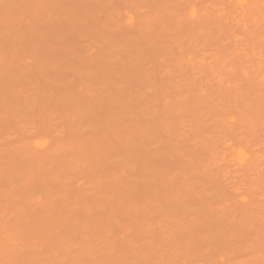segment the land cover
<instances>
[{
  "label": "rangeland",
  "instance_id": "374dc122",
  "mask_svg": "<svg viewBox=\"0 0 264 264\" xmlns=\"http://www.w3.org/2000/svg\"><path fill=\"white\" fill-rule=\"evenodd\" d=\"M0 154V264H264V0H0Z\"/></svg>",
  "mask_w": 264,
  "mask_h": 264
},
{
  "label": "bare ground",
  "instance_id": "6f19581e",
  "mask_svg": "<svg viewBox=\"0 0 264 264\" xmlns=\"http://www.w3.org/2000/svg\"><path fill=\"white\" fill-rule=\"evenodd\" d=\"M64 3H65V2H64ZM88 12H89V11H88ZM78 13H79V12H78ZM83 13H84V12H83ZM94 14H95V13H94ZM73 16H74V15H73ZM76 16H77V15H76ZM89 16H90V15H89ZM41 17H42V16H41ZM90 17H91V16H90ZM75 18H76V17H75ZM42 19H43V18H42ZM55 19H56V18H55ZM50 20H52V19H50ZM64 20H65V18H64ZM87 20H88V19H87ZM77 21H78V20H77ZM42 22H43V21H42ZM79 22H80V21H79ZM82 22H83V21H82ZM87 23H88V22H87ZM94 23H95V22H94ZM97 23H98V21H97ZM54 24H55V23H54ZM56 24H57V23H56ZM89 24H90V23H89ZM88 26H89V25H88ZM93 26H94V25H93ZM118 27H119V26H118ZM67 28H68V26H67ZM79 29H80V28H79ZM127 29H128V28H127ZM68 30H69V29H68ZM124 30H126V28H125ZM107 31H108V30H107ZM111 31H112V30H111ZM117 31H118V30H117ZM130 31H131V30H130ZM108 32H109V31H108ZM120 32H121V31H120ZM26 33H27V32H26ZM110 34H111V33H110ZM113 34H114V33H113ZM119 35H120V34H119ZM107 36H108V35H107ZM26 37H27V36H26ZM78 37H79V36H78ZM113 37H114V36H113ZM74 39H75V38H74ZM67 41H68V40H67ZM61 42H62V41H61ZM57 44H58V43H57ZM62 44H63V43H62ZM146 44H147V43H146ZM45 45H46V44H45ZM151 45H152V44H151ZM142 46H143V44H142ZM46 47H47V46H46ZM152 47H153V46H152ZM155 47H156V45H155ZM62 48H63V47H62ZM143 48H144V47H143ZM26 49H27V48H26ZM43 49H44V48H43ZM161 49H162V48H161ZM14 50H15V49H14ZM23 50H24V49H22V51H23ZM56 50H57V49H56ZM157 50H158V49H157ZM164 50H165V49H164ZM27 51L29 52L30 50H26V52H27ZM47 51H48V49H47ZM58 51H59V50H58ZM146 51H147V50H146ZM148 52H149V51H148ZM154 52H155V51H154ZM8 53H9V52H8ZM152 53H153V51H152ZM56 56H57V55H56ZM31 57H32V56H31ZM26 58H27V57H26ZM10 59H11V58H10ZM29 59H30V57H29ZM12 60H13V59H12ZM25 60H26V59H25ZM10 61H11V60H10ZM57 61H58V60H57ZM59 61H60V60H59ZM14 62H15V61H14ZM61 62H62V61H61ZM65 62H66V60H65ZM69 62H70V61H69ZM8 63H9V62H8ZM10 63H11V62H10ZM66 64H67V63H66ZM167 64H168V63H167ZM170 64H171V63H170ZM14 65H15V64H14ZM52 65H54V64H52ZM68 65H69V64H68ZM168 65H169V64H168ZM24 66H25V65H24ZM26 66H27V65H26ZM169 66H170V65H169ZM169 66H168V67H169ZM173 66H174V65H173ZM186 66H187V65H186ZM31 67H32V65H31ZM187 67H188V66H187ZM14 68H15V67H14ZM26 68H27V67H26ZM32 68H33V67H32ZM58 68H59V67H58ZM69 68H70V67H69ZM174 68H175V67H174ZM191 68H192V67H191ZM29 69H30V68H29ZM34 69H35V66H34ZM36 69H37V68H36ZM48 69H49V68H48ZM166 69H168V68H166ZM170 69H171V68H170ZM176 69H177V68H176ZM193 69H194V68H193ZM20 70H21V69H20ZM22 70H23V69H22ZM51 70H52V69H51ZM55 70H56V69H55ZM163 70H164V69H163ZM6 71H7V70H6ZM6 71H5V72H6ZM23 71H25V70H23ZM23 71H22V72H23ZM52 71H54V70H52ZM63 71H64V70H63ZM111 71H112V70H111ZM169 71H170V70H169ZM8 72H9V71H8ZM37 72H38V71H37ZM57 72H59V71L57 70ZM61 72H62V71H61ZM160 72H161V71H160ZM164 72H165V70L163 71V73H164ZM173 72H174V70H173ZM177 72H178V71H177ZM180 72H181V71H180ZM23 73H25V72H23ZM46 73H47V72H46ZM50 73H51V71H50ZM169 73H170V72H169ZM19 74H20V73H19ZM33 74H34V73H33ZM37 74H38V73H37ZM170 74H171V73H170ZM189 74L191 75L192 73L190 72ZM7 75H8V74H7ZM11 75H12V74H11ZM11 75H10V76H11ZM28 75H29V74H28ZM58 75H60V73H59ZM62 75H64V74H62ZM108 75H109V74H108ZM120 75H121V74H120ZM179 75H181V74H179ZM29 76H31V75H29ZM117 76H118V75H117ZM167 76H169V75H167ZM176 76H177V75H176ZM176 76H175V78L178 77V76H177V77H176ZM34 77H35V76H34ZM41 77H42V76H41ZM165 77H166V75H165ZM183 77H185V76H183ZM11 78H12V77H11ZM20 78H21V77H20ZM166 78H167V77H166ZM172 78H173V76H172ZM172 78H171V79H172ZM179 78H180V77H179ZM181 78H182V77H181ZM185 78H186V77H185ZM18 79H19V78H18ZM40 79H41V78H40ZM44 79H45V78H44ZM19 80H20V79H19ZM42 80H43V79H42ZM103 80H104V79H103ZM106 80H107V79H106ZM179 80H180V79H178V81H179ZM32 81H34V80H32ZM37 81H38V80H37ZM44 81H45V80H44ZM55 81H56V80H55ZM178 81L176 80V84L178 83ZM15 82H17V81L15 80ZM42 82H43V81H42ZM56 82H57V81H56ZM112 82H113V81H112ZM112 82H111V85H112ZM165 82H166V80H165ZM170 82H171V81H170ZM170 82H169V83H170ZM38 83H39V82H38ZM104 83H105V82H104ZM109 83H110V82H109ZM109 83H108V84H109ZM113 83H114V82H113ZM169 83H167V84H169ZM23 84H24V82H23ZM45 84H46V82H45ZM49 84H50V83H49ZM105 84H106V83H105ZM116 84H117V83H116ZM120 84H121V83H120ZM172 84H173V83H172ZM176 84L174 83L173 85H175V87H176ZM178 84H179V83H178ZM178 84H177V85H178ZM17 85H18V84H17ZM24 85H25V84H24ZM56 85H57V84H56ZM103 85H104V84H103ZM164 85H166V83H164ZM39 86H41V85H39ZM168 86H169V85H168ZM19 87H20V86H19ZM24 87H25V86H24ZM45 87H46V86H45ZM45 87H44V88H45ZM105 87H106V85H105ZM107 87H108V86H107ZM160 87H161V86H160ZM29 88H30V87H29ZM37 88H38V87H37ZM37 88H36V89H37ZM42 88H43V87H42ZM181 88H182V87H181ZM21 89H22V88H21ZM45 89H46V88H45ZM23 90H24V89H23ZM38 90H39V89H38ZM163 92H165V91H163ZM29 93H30V92H29ZM32 93H33V92H32ZM27 95H28V94H27ZM31 96H32V95H31ZM12 98H13V96H12ZM27 99H28V98H27ZM31 99H32V98H31ZM36 100H37V99H36ZM72 100H73V99H72ZM33 101H34V100H33ZM11 102H12V101H11ZM41 102H42V101H41ZM41 102H39V103H41ZM6 104H7V103H6ZM97 105H98V103H97ZM7 106H8V105H7ZM9 106H11V105H9ZM30 107H31V106H30ZM6 108H7V107H6ZM7 109H8V108H7ZM89 110H90V109H89ZM90 111H91V110H90ZM100 111H101V110H100ZM117 111H118V110H117ZM101 112H102V111H101ZM86 113H87V112H86ZM43 114H44V113H43ZM118 114H120V112H119ZM29 115H30V114H29ZM33 115H34V114H33ZM47 116H48V115H47ZM92 116H93V115H92ZM120 116H121V115H120ZM89 117H91V116H89ZM92 121H93V120H92ZM88 125H89V124H88ZM81 128H82V127H81ZM43 129H44V128H43ZM41 130H42V129H41ZM47 132H48V131H47ZM100 132H101V131H100ZM119 132H120V131H119ZM97 133H99V132H97ZM126 133H127V132H126ZM130 135H132V134H130ZM120 136H122V134H121ZM125 136H126V135H125ZM105 137H106V136H105ZM110 138H112V137H110ZM126 138H127V137H126ZM123 139H124V138H123ZM109 140H110V139H109ZM111 141H112V140H111ZM119 141H120V140H119ZM122 142H123V141H122ZM113 144H114V143H113ZM116 150H117V149H116ZM122 152H123V150H122ZM130 152H131V151H130ZM120 153H121V152H120ZM4 154H5V153H4ZM6 154H7V153H6ZM6 154H5V155H6ZM121 154H122V153H121ZM130 154H131V153H130ZM0 155H1V154H0ZM108 155H109V153H108ZM111 155H112V154H111ZM125 155H126V154H125ZM136 156H137V155H136ZM263 156H264V155H263ZM0 157H1V156H0ZM123 157H124V156H123ZM128 157H129V156H128ZM132 157H133V156H131V158H132ZM150 157H151V156H150ZM113 158H114V157H113ZM116 158H117V157H116ZM118 158H120V157H118ZM118 158H117L116 160H118ZM151 158H152V157H151ZM153 158H154V156H153ZM0 159H2V158H0ZM124 160H125V159H124ZM137 160H138V159H137ZM153 160H154V159H153ZM128 161H129V160H128ZM2 162H3V161H2ZM2 162H1V163H2ZM150 162H151V161H150ZM4 163H5V162H4ZM9 163H10V162H9ZM154 164H155V163H154ZM149 165H150V164H149ZM14 166H15V165H14ZM139 166H141V165H139ZM150 166H151V165H150ZM108 168H109V166H108ZM110 169H112V168H110ZM113 169H114V168H113ZM114 170L116 171V169H114ZM94 171H95V170H94ZM106 172H107V171H106ZM113 172H114V171H113ZM9 173H10V172H9ZM111 173H112V172H111ZM149 173H150V171H149ZM92 174H94V173H92ZM25 175H26V174H25ZM8 176H9V175H8ZM105 176H106V175H105ZM113 176H114V175H113ZM117 176H118V175H117ZM117 176H116V177H117ZM14 177H15V176H14ZM121 177H122V176H121ZM19 178H20V177H19ZM21 178H22V177H21ZM104 178H105V177H104ZM113 178H114V177H113ZM117 178H118V177H117ZM134 178H135V177H134ZM13 179H14V178H13ZM23 179H24V178H23ZM106 179H107V178H106ZM111 179H112V178H111ZM25 180H26V179H25ZM27 180H28V178H27ZM30 180H31V179H30ZM102 180H103V179H102ZM9 181H10V180H9ZM11 181H12V180H11ZM121 181H122V180H121ZM137 181H138V180H137ZM28 182H29V180H28ZM103 182H104V181H103ZM116 182H117V181H116ZM138 182H139V181H138ZM0 183H1V182H0ZM3 183H4V182H3ZM3 183H2V184H3ZM13 183H14V181H13ZM135 183H137V182H135ZM74 184H75V183H74ZM102 184H103V183H102ZM104 184H105V183H104ZM121 184H122V183H121ZM20 185H21V184H20ZM139 185H140V184H139ZM69 186H70V185H69ZM122 186H123V185H122ZM142 186H143V185H142ZM142 186H141V187H142ZM2 187H3V185H2ZM70 187H71V186H70ZM100 187H101V186H100ZM104 187H105V186H104ZM141 187H140V189H141ZM0 188H1V187H0ZM80 188H81V187H80ZM103 189H104V188H103ZM128 189H129V188H128ZM156 189H157V188H156ZM58 192H59V191H58ZM62 192H63V191H62ZM66 192H67V191H66ZM149 192H150V191H149ZM56 193H57V192H56ZM105 193H106V192H105ZM141 193H142V192H141ZM146 193H147V192H146ZM9 194H10V193H9ZM10 195H11V194H10ZM29 195H31V194L29 193ZM144 195H146V194L144 193ZM70 196H71V195H70ZM107 196H109V195H107ZM116 196H117V195H116ZM155 196H156V195H155ZM7 197H8V196H7ZM67 198H68V197H67ZM128 198H129V197H128ZM71 199H72V198H71ZM129 199H130V198H129ZM6 200H7V198H6ZM72 200H73V199H72ZM7 201H8V200H7ZM7 201H6V202H7ZM50 202H51V201H50ZM39 203H42V201L39 202ZM48 203H49V202H48ZM67 203H68V202H67ZM42 204H43V203H42ZM57 204H58V202H57ZM63 204H64V203H63ZM84 204H85V203H84ZM87 204H88V202H87ZM134 204H136V203H134ZM37 205H38V204H37ZM73 205H74V204H73ZM77 205H79V204H77ZM32 206H33V205H32ZM35 206H36V205H35ZM39 206H40V205H39ZM41 206H42V205H41ZM8 207H9V206H8ZM17 207H18V206H17ZM28 207H29V206H28ZM60 207H61V206H60ZM63 207H64V206H63ZM79 207H80V206H79ZM42 208H43V207H42ZM51 208H52V207H51ZM38 209H39V208H38ZM47 209H48V208H47ZM65 209H66V208H65ZM69 209H70V208H69ZM93 209H94V208H93ZM131 209H133V207H132ZM153 209H154V208H153ZM167 209H168V208H167ZM31 210H32V209H31ZM33 210H34V209H33ZM56 210H57V209H56ZM136 210H137V209H136ZM50 211H51V210H50ZM70 211H71V210H70ZM90 211H91V210H90ZM167 211H168V210H167ZM233 211H235V210H233ZM52 212H54V211H52ZM52 212H51V213H52ZM111 212H112V211H111ZM134 212H135V210H134ZM142 212H143V211H142ZM227 212H228V210H227ZM5 213H6V212H5ZM13 213H15V212H13ZM47 213H50V212H47ZM56 213H57V212H56ZM115 213H116V212H115ZM140 213H141V210H140ZM172 213H173V212H172ZM172 213H171V214H172ZM231 213H232V212H231ZM231 213L229 212V214H231ZM250 213H251V212H250ZM52 214H54V213H52ZM62 214H63V213H62ZM89 214H90V213H89ZM91 214H92V213H91ZM106 214H107V213H106ZM179 214H180V213H179ZM179 214H178V215H179ZM182 214H183V213H182ZM222 214H225V213L223 212ZM227 214H228V213H227ZM229 214H228V215H229ZM7 215H8V214H7ZM92 215H93V214H92ZM175 215H176V213H175ZM178 215H176V216H178ZM225 215H226V214H225ZM234 215H235V214H234ZM249 215H250V214H249ZM50 216H52V215H50ZM100 216H101V215H100ZM139 216H141V214H140ZM182 216H183V215H182ZM231 216H232V215H231ZM231 216H230V218H231ZM0 217H1V216H0ZM57 217H58V215H57ZM68 217H69V216H68ZM95 217H97V215H96ZM102 217H103V216H102ZM180 217H181V216H180ZM220 217H221V216H220ZM225 217H226V216H225ZM245 217H246V216H245ZM3 218L5 219V217H3ZM3 218H2V219H3ZM7 218H8V217H7ZM85 218H86V217H85ZM85 218H84V219H85ZM177 218H178V221H179V217H177ZM177 218H176V219H177ZM61 219H63V218H61ZM61 219H59L60 222L62 221ZM91 219H92V218H91ZM120 219H121V218H120ZM174 219H175V218H174ZM180 219H181V218H180ZM226 219H229V217L226 218ZM250 219H252V218L250 217ZM253 219H254V218H253ZM12 220H13V219H12ZM231 220H232V219H231ZM6 221H7V220H6ZM88 221H89V220H88ZM88 221H87V222H88ZM176 221H177V220H176ZM178 221H177V222H178ZM226 221H228V220H226ZM226 221H225V222H226ZM21 222H22V221H21ZM54 222H56V221H54ZM90 222H91V220H90ZM174 222H175V220H174ZM228 222H229V221H228ZM56 223H57V222H56ZM56 223H55V224H56ZM68 223H69V221H68ZM77 223H78V222H77ZM231 223H232V222H231ZM231 223L229 222V224H231ZM8 224H9V223H8ZM59 224L61 225L62 223H59ZM98 224H99V223H98ZM178 224H180V223H178ZM232 224H233V223H232ZM90 225H91V224H90ZM152 225H153V224H152ZM158 225H159V224H158ZM12 226H13V225H12ZM181 226H182V225H181ZM185 226H186V225H185ZM44 227H45V226H44ZM89 227H90V226H89ZM99 227H100V226H99ZM103 228H105V227H103ZM178 228H179V227H178ZM156 229H157V228H156ZM159 229H160V228H158V232H160V230H161L162 228H161L160 230H159ZM183 229H184V228H183ZM28 230H29V229H28ZM39 230H40V229H39ZM52 230H54V229H52ZM106 230H107V229H106ZM110 230H111V229H110ZM25 231H26V230H25ZM42 231H44V230H42ZM49 231H50V230H49ZM107 231H108V230H107ZM107 231H106V232H107ZM97 232H98V231H97ZM101 232H102V231H101ZM153 232H154V230H153ZM1 233H2V232H1ZM13 233H14V232H13ZM15 233H16V232H15ZM15 233H14V234H15ZM32 233H33V232H32ZM42 233H43V232H42ZM93 233H94V232H93ZM143 233H144V232H143ZM143 233H141V234L143 235ZM156 233H157V232H156ZM16 234H17V233H16ZM58 234H59V233H58ZM94 234L97 235L96 232H95ZM154 234H155V233H154ZM18 235H19V234H18ZM43 235H44V233H43ZM59 235H60V234H59ZM96 235H95V236H96ZM157 235H158V234H156L155 236H157ZM19 236H21V235H19ZM32 236H33V235H32ZM44 236H45V235H44ZM48 236H49V235H48ZM55 236H56V235H55ZM102 236H103V235H102ZM145 236H146V234H145ZM172 236H173V235H172ZM93 237H94V236H93ZM104 237H105V236H104ZM146 237H147V236H146ZM159 237H160V236L158 235V238H157V239H159ZM4 238H5V237H4ZM4 238H3V239H4ZM14 238H16V237L14 236ZM56 238H57V237H56ZM58 238H59V237H58ZM58 238H57V239H58ZM60 238H62V237H60ZM95 238L97 239V237H95ZM178 238H179V237H178ZM18 239H19V238H18ZM70 239H71V238H70ZM75 239H76V238H75ZM96 239H95V240H96ZM98 239H99V238H98ZM100 239H101V238H100ZM108 239H109V238H108ZM140 239H141V238H140ZM148 239H149V238H148ZM148 239H146V240L148 241ZM160 239H161V238H160ZM174 239H176V238H174ZM10 240H11V239H10ZM48 240H49V239H48ZM144 240H145V238H144ZM176 240H177V239H176ZM2 241H3V240H2ZM72 241H73V240H72ZM93 241H94V240H93ZM99 241H100V240H99ZM140 241H141V240H140ZM172 241H173V239H172ZM177 241H178V240H177ZM13 242H14V241H13ZM74 242H75V241H74ZM87 242H88V240H87ZM94 242H95V241H94ZM113 242H114V241H113ZM150 242H151V240H150ZM175 242H176V241H175ZM31 243H32V242H31ZM67 243H68V242H67ZM130 243H131V242H130ZM141 243H142V242H141ZM182 243H183V242H182ZM5 244H6V243H5ZM9 244H10V243H9ZM74 244H75V243H74ZM148 244H149V243H148ZM175 244H176V243H175ZM177 244H178V243H177ZM177 244H176V245H177ZM11 245H12V242H11ZM42 245H43V243H42ZM42 245H41V247H42ZM176 245H175V246H176ZM179 245H180V244H179ZM19 246H20V248H22L20 244H19ZM31 246H32V245H31ZM60 246H61V245H60ZM69 246H70V243H69ZM108 246H109V245H108ZM111 246H112V245H111ZM139 246H140V245H139ZM180 246H181V245H180ZM2 247H3V245H2ZM130 247H131V246H130ZM146 247H147V246H146ZM149 247H150V246H149ZM31 248H33V247H31ZM73 248H74V247H73ZM105 248H106V247H105ZM108 248H109V247H108ZM111 248H112V247H111ZM115 248H118V246L115 247ZM119 248H120V247H119ZM147 248H148V247H147ZM181 248H183V244H182V247H181ZM36 249H37V248H36ZM120 249H121V248H120ZM150 249H152V246H151ZM175 249H176V248H175ZM177 249H178V247H177ZM29 250H30V249H29ZM31 250H32V249H31ZM39 250H40V248H39ZM39 250H38V251H39ZM57 250H58V249H57ZM71 250H72V249H71ZM76 250H77V249H76ZM100 250H101V249H100ZM116 250H117V249H116ZM116 250L114 251V253L116 252ZM143 250H144V249H143ZM143 250H142V251H143ZM178 250H180V252H181V249H178ZM72 251H73V250H72ZM74 251H75V250H74ZM77 251H78V250H77ZM120 251H121V250H120ZM17 252H18V250H17ZM36 252H37V251H36ZM41 252H42V251H41ZM78 252H79V251H78ZM110 252H111V251H109V253H110ZM117 252H118V251H117ZM117 252H116V254H117ZM144 252H145V251H144ZM182 252H183V251H182ZM182 252H181V253H182ZM31 253H32V252H31ZM112 253H113V252H112ZM125 253H126V252L123 253V254H124L123 256H125ZM24 254H25V253H24ZM35 254H36V253H35ZM74 254H75V253H74ZM86 254H87V253H86ZM86 254H85V255H86ZM98 254H100V253H98ZM26 255H27V254H26ZM26 255H24V256H26ZM28 255H29V254H28ZM28 255H27V256H28ZM100 255H101V254H100ZM107 255H108V254H107ZM119 255H120V253H119ZM32 256H33V255H32ZM55 256H56V255H55ZM81 256H83V255H81ZM120 256H121V255H120ZM120 256H119V257H120ZM113 257H114V256H113ZM116 257H117V256H116ZM6 258H7V257H6ZM6 258H5V259H6ZM8 258H9V257H8ZM32 258H33V257H32ZM68 258H69V257H68ZM5 259H3V260H4L3 262H5ZM48 259H49V258H48ZM57 259H58V258H57ZM64 259H65V258H64ZM91 259H92V258H91ZM98 259H99V258H98ZM119 259H120V258H119ZM6 260H7V259H6ZM13 260H14V259H13ZM34 260H35V259H34ZM59 260H60V258H59ZM68 260H70V259H68ZM68 260H67V261H68ZM78 260H79V259H78ZM95 260H96V259H95ZM101 260H102V258H101ZM101 260H99V261H101ZM7 261H8V260H7ZM55 261H56V260H55ZM76 261H77V260H76ZM93 261H94V260H93ZM114 261H115V260H114ZM20 262H21V261H20ZM34 262H35V261H34ZM36 262H37V261H36ZM68 262H70V261H68ZM79 262H81V261H79ZM85 262H86V261H85ZM101 262H102V261H101ZM101 262H100V263H101ZM116 262H119V261H116ZM121 262H122V261H121ZM37 263H38V262H37ZM37 263H36V264H37ZM55 263H56V262H55ZM72 263H73V262H72ZM122 263H123V262H122ZM10 264H11V263H10ZM13 264H14V263H13ZM58 264H59V263H58ZM81 264H82V263H81ZM84 264H85V263H84ZM123 264H124V263H123Z\"/></svg>",
  "mask_w": 264,
  "mask_h": 264
}]
</instances>
